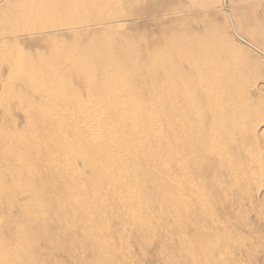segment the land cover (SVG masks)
I'll use <instances>...</instances> for the list:
<instances>
[{"label": "rangeland", "instance_id": "rangeland-1", "mask_svg": "<svg viewBox=\"0 0 264 264\" xmlns=\"http://www.w3.org/2000/svg\"><path fill=\"white\" fill-rule=\"evenodd\" d=\"M166 1L158 0L154 6L139 9L138 15H120L113 0H47L45 3L51 6L37 10L40 21L55 22L52 28H67L83 22L92 28L97 26L99 32H90V35L112 38L84 41L86 32H78L82 37L65 30L55 33L56 40L45 34L44 38L31 41V46H21L27 52L35 49L40 68L55 74L52 77L53 74L43 71L38 80L39 145L38 150L31 152L30 162H25L28 157L20 155L15 142L0 143L4 146L0 148V264H213V227L207 218L201 222L197 209L190 210L185 205L189 198L194 200L191 197L194 189V194L205 196L206 204L200 213L214 216V207H209L213 199L210 175L196 177L200 183H197L198 189L169 187L163 180L166 165L158 164L167 152L160 148L153 159L147 139L135 143L137 150L130 151L125 145L114 147L109 140L102 143L109 146L104 147L105 152H89L81 151L82 144L91 140L88 136L81 142L73 137L75 130H82L76 119L83 120L82 114L91 107L97 110L110 107L120 114L122 110L140 108L151 124H163V97L151 93L154 86L164 84L163 79H157L156 82H163L157 85L149 78L147 83L146 79L145 83L132 81L128 87L117 88L121 93L115 95L96 87L87 71H75L100 66L93 59L102 51L98 45L112 44L115 53L110 58L120 61L127 59L122 52L132 51L134 55L143 51L146 44H164L163 30H172L173 39L179 41L170 39L163 45L174 61L191 59L178 55L180 46L191 49L202 43L224 44L240 53L244 64L242 74L249 85L253 109L259 107L254 87L264 83V0H234L213 8H194L180 1L172 2L171 8L161 6ZM5 2L42 3L41 0H0V7ZM48 10L53 15L44 14ZM10 12L8 7L3 11L5 17H9ZM58 21H71V24L62 25ZM171 41L180 45L179 50H175L176 44ZM56 43L60 50L54 48ZM73 44L81 47L73 49ZM160 50L157 55L150 53L153 58L149 57L152 62L158 58L154 63L157 66H162L164 60V50ZM55 52L61 55L50 54ZM172 65L169 67L177 66ZM136 73L150 75L146 68ZM112 76L115 77L112 81L117 82L119 75ZM108 77L100 78L99 82L110 81ZM142 84L150 88L143 89ZM161 85L155 88L160 89ZM2 92L0 88V95ZM128 100L133 104L126 103ZM4 107L13 109L11 103H4ZM1 115L0 122L4 121ZM106 115L104 122L110 131L118 116L113 111ZM256 130L264 137V122L256 124ZM130 131V128L116 130L114 139L119 141ZM159 140L155 137L151 147ZM173 154L186 169L185 155L177 151ZM139 155L141 161L133 162ZM81 157H87L85 163L90 165L107 162L117 166H108V171L104 166L103 171L108 174L103 178L104 184L90 186L82 172ZM27 173L38 174L39 187H30ZM145 174L151 186L143 185L145 182L140 177ZM254 187L264 195L263 178ZM240 236L243 238L245 234L240 233ZM232 254V249L224 252L225 258Z\"/></svg>", "mask_w": 264, "mask_h": 264}, {"label": "bare ground", "instance_id": "bare-ground-1", "mask_svg": "<svg viewBox=\"0 0 264 264\" xmlns=\"http://www.w3.org/2000/svg\"><path fill=\"white\" fill-rule=\"evenodd\" d=\"M41 1L42 3L33 5L5 2L0 7V88L4 91L0 95V114L4 119L0 122V143L6 145L8 142H15L17 146L15 148L20 155L28 157L25 158L27 163L30 162L31 152L38 150L39 145L38 80L43 71L53 74L52 77L55 72L41 69L38 52L35 49L23 51L21 46H31V41L44 38L45 34H50L49 38L56 40L55 33L65 30L72 31L70 35L80 34L82 37L83 34L78 32H86L84 41H106L112 38L90 35V32H99L97 26L92 28L90 24L83 22L77 26L68 25L67 28H52L55 22L51 23L46 19L40 21L37 17L38 9L51 6L45 3L47 0ZM7 7L11 11L9 17H5L3 13ZM44 14L53 15L49 10ZM57 23L65 25L71 24V21ZM234 25L233 23L232 27L236 33ZM163 32L164 44L151 43L150 46L146 44L145 47L142 46L143 51L134 55L132 51L122 52L127 59L120 61L110 58L115 53L112 44L98 45L102 47V51L97 52V56L93 59L100 66L75 69L77 72L87 71L90 74L88 78L96 87L109 90L115 95L121 93L117 88L128 87L132 81L143 83L146 79L147 83V78L155 82L157 79H163L164 84H159L163 83L161 81L155 83L161 85V90L155 88L159 85H152L154 89H151L152 95L163 97V124H151L140 108L122 110L120 114L118 110L110 107L99 110L91 107L82 114L83 120L76 119V124H80L82 130H75L73 137L81 142L84 136H88L91 140L82 144L81 151L89 152H105V148L109 146L105 147L102 143L109 140L113 142L114 147L125 145L130 151L137 150L135 143L147 139L149 143L147 148L153 150V159L155 152L160 148L167 152L158 164L166 165L163 180L169 187L198 189L199 182L196 181V177L201 175L205 178L210 175L213 199L209 207H214V216L200 213L199 210L206 204L205 196L194 194V189L191 195L194 200L189 198L185 205L190 210L197 209L201 222L203 223L207 218L208 223L213 227L212 244L215 246L212 255L213 264H264V195L254 187L259 179H264V146L262 145L264 137L256 130V124L264 122V83L263 86L254 87L258 92L255 102L259 107L253 109L247 89L249 85L242 74L244 64L241 55H238L240 53L237 54L230 46L214 43L211 45L202 43L197 48L192 47L193 49L188 44L187 47L191 49L178 45L179 49L181 48L179 50L176 44L179 41L177 38L173 39L172 30L170 32L163 30ZM170 39L176 41V43L173 41L176 48L172 46V49H178V55L182 54L185 55L182 57L187 56L191 59L180 61L170 59L166 46L165 48L163 46ZM54 45V48L60 50L59 44ZM72 47L77 49L81 46L73 44ZM161 48L165 53L164 60L162 66H157V63H154L158 62V58L157 61L152 62L149 57L152 56L151 54L157 55ZM50 54L61 55L60 52ZM103 56L109 58L104 59ZM245 56L244 59H247ZM52 59L55 62L53 57ZM15 62L17 65H14ZM174 63L179 68L176 65L173 67L175 69L169 67ZM176 67L179 70H176ZM142 68H146L150 75H137L136 72ZM172 71L175 73L179 71V75L177 76L178 73L174 75ZM112 75H119L116 77L117 82L112 81L115 78ZM102 77L106 79L108 77L110 81L99 82ZM142 85L143 89L148 86ZM4 103H11L13 109L4 107ZM115 103L118 104V101ZM126 103L133 104L131 100ZM135 104L138 105L139 102ZM110 111L116 112L118 118L108 131L104 119H107L106 114ZM78 119L83 123L78 122ZM155 119H157L156 115ZM126 128L131 129L130 133L122 135L119 141L114 139V131ZM155 137L160 138L159 143L151 147L150 144ZM3 147V144H0V148ZM174 151L185 155L186 169L174 157ZM87 159L81 157L82 172L88 178L87 184L90 186L104 184L103 178L108 176L103 171L104 166L107 167V171L108 166L110 168L117 166L107 162L103 165L95 163L90 165L85 163ZM141 159L142 156L139 155L132 161L136 163ZM26 175L30 179V187H39L38 174ZM140 178L145 182L144 186H151L146 174ZM188 181L192 184L189 185ZM223 221L226 222L225 225L221 224ZM240 233H244L245 236L242 238ZM230 249L233 252L232 256L225 258V250Z\"/></svg>", "mask_w": 264, "mask_h": 264}, {"label": "crops", "instance_id": "crops-1", "mask_svg": "<svg viewBox=\"0 0 264 264\" xmlns=\"http://www.w3.org/2000/svg\"><path fill=\"white\" fill-rule=\"evenodd\" d=\"M115 8H117L119 14L121 15H138L139 9L149 8L154 6L158 0H113ZM180 1L181 3H188L191 7H205L213 8L224 5L225 3L232 2L234 0H167L161 4L163 7L171 8L172 2Z\"/></svg>", "mask_w": 264, "mask_h": 264}]
</instances>
